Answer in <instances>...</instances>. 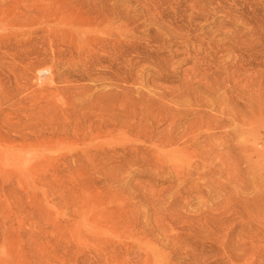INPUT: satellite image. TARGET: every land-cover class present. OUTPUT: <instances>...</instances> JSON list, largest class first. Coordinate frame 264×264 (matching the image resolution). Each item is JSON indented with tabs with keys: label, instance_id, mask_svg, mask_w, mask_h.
Returning <instances> with one entry per match:
<instances>
[{
	"label": "rangeland",
	"instance_id": "1",
	"mask_svg": "<svg viewBox=\"0 0 264 264\" xmlns=\"http://www.w3.org/2000/svg\"><path fill=\"white\" fill-rule=\"evenodd\" d=\"M0 264H264V0H0Z\"/></svg>",
	"mask_w": 264,
	"mask_h": 264
},
{
	"label": "bare ground",
	"instance_id": "2",
	"mask_svg": "<svg viewBox=\"0 0 264 264\" xmlns=\"http://www.w3.org/2000/svg\"><path fill=\"white\" fill-rule=\"evenodd\" d=\"M85 29V28H84Z\"/></svg>",
	"mask_w": 264,
	"mask_h": 264
}]
</instances>
